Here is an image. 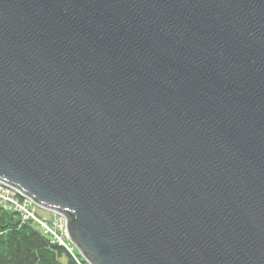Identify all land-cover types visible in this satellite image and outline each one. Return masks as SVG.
<instances>
[{
  "label": "water",
  "instance_id": "obj_1",
  "mask_svg": "<svg viewBox=\"0 0 264 264\" xmlns=\"http://www.w3.org/2000/svg\"><path fill=\"white\" fill-rule=\"evenodd\" d=\"M0 181L89 264H264V0H0Z\"/></svg>",
  "mask_w": 264,
  "mask_h": 264
},
{
  "label": "trees",
  "instance_id": "obj_2",
  "mask_svg": "<svg viewBox=\"0 0 264 264\" xmlns=\"http://www.w3.org/2000/svg\"><path fill=\"white\" fill-rule=\"evenodd\" d=\"M0 264H77L34 224L0 206Z\"/></svg>",
  "mask_w": 264,
  "mask_h": 264
},
{
  "label": "built area",
  "instance_id": "obj_3",
  "mask_svg": "<svg viewBox=\"0 0 264 264\" xmlns=\"http://www.w3.org/2000/svg\"><path fill=\"white\" fill-rule=\"evenodd\" d=\"M0 206L15 211L21 222L34 224L51 243L61 246L77 264H89L79 254L68 232L65 231L66 219L63 215L37 205L26 195L2 181H0ZM37 208L43 209L45 213L38 214Z\"/></svg>",
  "mask_w": 264,
  "mask_h": 264
},
{
  "label": "rangeland",
  "instance_id": "obj_4",
  "mask_svg": "<svg viewBox=\"0 0 264 264\" xmlns=\"http://www.w3.org/2000/svg\"><path fill=\"white\" fill-rule=\"evenodd\" d=\"M36 211H37L38 214L45 213V211H44L43 209H39V210H38V208H37ZM63 217H65V216L63 215ZM65 219H66V218H65Z\"/></svg>",
  "mask_w": 264,
  "mask_h": 264
}]
</instances>
